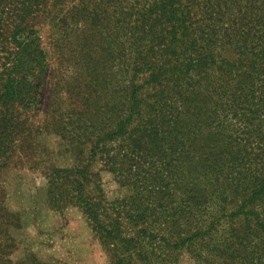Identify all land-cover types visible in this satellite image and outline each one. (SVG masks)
<instances>
[{"label":"trees","instance_id":"trees-1","mask_svg":"<svg viewBox=\"0 0 264 264\" xmlns=\"http://www.w3.org/2000/svg\"><path fill=\"white\" fill-rule=\"evenodd\" d=\"M53 9L91 71L117 63L121 91L98 140L61 134L63 150L106 158L131 193L85 194L74 162L51 168L54 200L84 210L108 264H175L199 234L195 264H264V0H0V172L38 138Z\"/></svg>","mask_w":264,"mask_h":264},{"label":"rangeland","instance_id":"rangeland-1","mask_svg":"<svg viewBox=\"0 0 264 264\" xmlns=\"http://www.w3.org/2000/svg\"><path fill=\"white\" fill-rule=\"evenodd\" d=\"M55 15L41 30L50 66L39 106L29 115L38 138L31 149L13 157L0 172V264H19L27 259L29 264H108L84 210L69 202H57L50 193L48 174L53 166L74 162L87 165L85 194L91 197L112 202L131 195L129 186L121 185L118 172L110 170L106 158L89 149L80 156L75 150H63L65 135L76 136L80 142L98 140L100 132L110 125L109 114L116 105L112 101L116 96H112L121 91L114 76L117 63L109 60L99 73L91 71ZM126 162H122L123 167H130ZM232 211L229 205L226 216ZM221 228H216L210 241L217 249L232 242ZM204 242V235L199 234L189 248L173 251L175 264H195L193 254H209ZM167 246L166 253L171 251V245Z\"/></svg>","mask_w":264,"mask_h":264}]
</instances>
